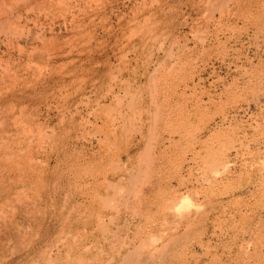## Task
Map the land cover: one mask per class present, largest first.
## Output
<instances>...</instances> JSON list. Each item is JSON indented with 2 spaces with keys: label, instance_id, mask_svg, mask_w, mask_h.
<instances>
[{
  "label": "rangeland",
  "instance_id": "rangeland-1",
  "mask_svg": "<svg viewBox=\"0 0 264 264\" xmlns=\"http://www.w3.org/2000/svg\"><path fill=\"white\" fill-rule=\"evenodd\" d=\"M25 1L6 0L28 37L0 32V264H119L125 238L153 264L181 228L161 205L184 185L207 218L167 264H264V0L210 20L206 0ZM224 145L227 174L205 189ZM128 172L121 190L103 182Z\"/></svg>",
  "mask_w": 264,
  "mask_h": 264
},
{
  "label": "bare ground",
  "instance_id": "bare-ground-1",
  "mask_svg": "<svg viewBox=\"0 0 264 264\" xmlns=\"http://www.w3.org/2000/svg\"><path fill=\"white\" fill-rule=\"evenodd\" d=\"M17 1H21V0H17ZM25 1V0H24ZM28 1V0H27ZM30 2H31V4H30V6L32 5V2L34 3V1H32V0H29ZM28 1V2H29ZM201 1V0H200ZM202 1H204V0H202ZM235 2H236V5L235 6H233V7H231V8H228L229 6H228V2H230V0H225V1H223V0H206V2L204 1V3H206V4H204L205 6H208V5H211V6H209V7H211V8H206L205 10H203V14H204V18H207L208 20H210L211 18H212V14H213V11H217V12H219L220 14H218V15H220V16H217V17H220V18H222L223 16H224V14H223V12H224V10H226V13L227 14H231V15H234L235 13H234V10H236L237 9V7H240V0H234ZM26 2V1H25ZM28 2H26V4H29ZM148 2V1H147ZM150 2V1H149ZM232 2V1H231ZM62 3V2H61ZM151 3H153L152 1H151ZM203 3V2H202ZM154 5V4H153ZM202 5V4H201ZM261 5V4H260ZM263 6H264V2H263V4H262ZM23 6L25 7V5H24V3H23ZM29 6V5H28ZM27 5H26V8L25 9H22V5L20 6V8L24 11V10H28L29 8H27L28 7ZM29 6V7H30ZM64 6V5H63ZM18 7V6H17ZM154 7V6H153ZM152 7V8H153ZM204 7V6H203ZM216 7V8H215ZM14 7H11L7 2H6V0H0V32L1 33H3V34H6V36L8 37V33H10L11 35L12 34H15L16 36H21L22 35V37H23V35L25 36V34H26V36L28 37V35H27V32L26 31H24L23 30V28L22 27H18V26H20L19 25V20L21 19L22 20V15L18 12V10H16V9H13ZM19 8V7H18ZM158 9H159V7H157ZM162 8V7H161ZM166 8V7H165ZM153 9H155V8H153ZM20 10V9H19ZM21 10V11H22ZM26 10V11H27ZM157 10V9H156ZM156 10H154V12H157ZM153 12V13H154ZM236 12V11H235ZM159 13H160V11H159ZM158 13V14H159ZM26 14V13H25ZM155 14V13H154ZM153 14V15H154ZM142 15V14H141ZM156 16V15H155ZM252 16V15H251ZM16 18L15 19V23L13 22V18ZM144 17H146V16H144ZM144 17H142V19H144V20H146L147 22H140L141 23V25H143L144 27H148V26H150V24L148 23L149 21L147 20V18H144ZM244 17H245V15H244ZM153 18V17H152ZM158 18V17H157ZM71 19V18H70ZM218 19V18H217ZM228 23V22H227ZM29 24V23H28ZM16 25V26H15ZM35 25V24H34ZM148 25V26H147ZM140 27V26H139ZM39 28V27H38ZM141 30H142V28H141ZM140 30V31H141ZM26 32V33H25ZM25 33V34H24ZM36 34H38V33H36ZM135 34V33H134ZM10 35V36H11ZM5 36V35H4ZM10 36H9V38H10ZM39 36V35H38ZM145 36H149V33H148V35L147 34H145L144 35V38H145ZM204 36V35H203ZM142 37V36H141ZM4 38H6V37H4ZM9 38H6V40L7 39H9ZM24 38H26V37H24ZM40 40V39H39ZM132 41V40H131ZM9 43V42H8ZM18 43V42H17ZM133 43V42H132ZM155 47V46H154ZM162 49V48H161ZM170 49V48H169ZM169 51V50H168ZM170 52V51H169ZM169 52H166V53H169ZM175 59V58H174ZM178 60V59H177ZM1 61V60H0ZM158 61H160V60H158ZM173 63V62H172ZM258 63V62H257ZM155 64V63H154ZM157 64V63H156ZM170 64V63H169ZM163 65V64H162ZM161 65V67H163ZM173 65V64H172ZM158 66V65H157ZM154 68V67H153ZM169 68H171L170 66H169ZM42 69H43V67H39L38 68V70H39V73L41 74L42 73ZM158 69H159V67H158ZM167 70H168V68H166ZM148 70H149V68H148ZM165 70V69H164ZM152 71V70H151ZM160 71H161V69H160ZM160 71H158V73L160 72ZM108 73V72H107ZM164 73V72H163ZM154 74V73H153ZM166 74H164V76H165ZM156 76H158V75H156ZM163 76V77H164ZM160 77H162V76H160ZM167 77V76H166ZM165 77V78H166ZM150 78V77H149ZM159 78V77H158ZM152 80H154V79H152ZM151 81V80H150ZM155 81V80H154ZM154 81H152V82H154ZM159 81V80H158ZM253 81V80H252ZM258 81V80H257ZM151 82V83H152ZM158 82H156L155 84H157ZM162 83V82H161ZM154 84V83H153ZM152 84V85H153ZM159 84V83H158ZM157 84V85H158ZM148 85H150V84H148ZM153 86H155V85H153ZM152 88V87H151ZM154 89H155V87H154ZM156 90V89H155ZM129 91V90H128ZM157 91V90H156ZM153 92V91H152ZM155 92V91H154ZM156 93V92H155ZM158 93V92H157ZM156 93V94H157ZM158 95V94H157ZM155 97H157L156 95H155ZM154 97V98H155ZM150 98V97H149ZM118 99H119V97H118ZM152 99V98H151ZM223 99V98H222ZM129 100V99H128ZM152 100H154V99H152ZM155 100H156V98H155ZM115 101H117V96H116V100ZM127 101V100H126ZM125 101V102H126ZM157 101V100H156ZM120 102L121 101H119V104H120ZM152 102V101H151ZM132 103V102H131ZM152 103H154V102H152ZM152 103H150V104H152ZM157 103V102H156ZM159 103V102H158ZM130 105V104H129ZM127 106V108H131L130 106ZM157 105H159V104H157ZM151 107V106H150ZM116 109V108H115ZM156 109V108H155ZM125 110V109H124ZM156 110H158V109H156ZM156 110H155V112H156ZM148 111V110H147ZM15 113H18L19 114V112H15ZM152 113V112H151ZM119 115V114H118ZM157 115V114H156ZM14 116V115H13ZM18 116V115H17ZM151 116V115H150ZM14 118V117H13ZM154 118V117H153ZM154 121V120H153ZM156 121V120H155ZM239 121V120H238ZM153 124V123H152ZM155 124V123H154ZM232 124V123H231ZM114 125V124H113ZM153 126V125H152ZM115 128V127H114ZM131 128V127H130ZM28 129V128H27ZM152 129H154V127L152 128ZM148 130V129H147ZM129 131V129L127 128V129H123V132H124V134H127V132ZM152 131V130H151ZM130 132V131H129ZM154 133V132H153ZM150 139V138H149ZM187 139V138H186ZM150 140H152V139H150ZM238 141V140H237ZM240 142V141H239ZM149 144V143H148ZM154 145H152V147H153ZM144 147V146H143ZM152 147H151V149H152ZM226 146L224 145V146H222V147H218V151L219 150H221V148L222 149H224ZM113 148V147H112ZM142 148V147H141ZM145 148V149H144ZM142 150L143 151H145V150H147L148 148H146V147H144ZM155 148V147H154ZM116 149V148H115ZM150 149V150H151ZM106 150H107V148H106ZM111 150V149H110ZM170 150V149H169ZM226 150V149H225ZM149 151V150H148ZM215 151V149H214V151H211V152H208L207 154V159H209V158H211V163L209 164L210 165V170L211 171H213L214 173H217V171L219 172V176H220V170H218V169H220V168H224V170H222V172L224 171V173H225V171L227 170V168H228V164L230 163H228V160H227V158L225 157V160H224V157H220V158H218L221 154L223 155V154H225V152H224V150H222V151ZM217 152V153H216ZM140 153H142V152H140ZM147 153V152H146ZM112 154V153H111ZM148 154V153H147ZM114 155V154H113ZM141 155V154H140ZM150 155H151V151H150ZM153 155H154V153H153ZM149 156V155H148ZM217 156V157H216ZM224 156V155H223ZM131 157V156H130ZM138 158V157H137ZM161 158H162V156H161ZM135 159V158H134ZM151 158H149V160H150ZM159 159V158H158ZM117 160V159H116ZM230 161V160H229ZM153 162V161H152ZM169 162V161H168ZM111 163V162H110ZM144 163V162H143ZM148 163V162H147ZM146 163V164H147ZM170 163V162H169ZM149 164V163H148ZM147 164V165H148ZM157 164H159V160L157 161ZM115 165V164H114ZM141 165V164H140ZM253 165V164H252ZM251 165V166H252ZM107 166V165H106ZM113 166V165H112ZM135 166H137L136 164H135ZM144 166V165H143ZM150 166V164L148 165V167ZM26 167V166H25ZM116 167V166H115ZM119 167H121V166H118V168ZM138 167V166H137ZM151 167L152 166H150L148 169L151 171L152 169H151ZM159 167V166H158ZM164 167H165V165H164ZM113 168V167H112ZM141 167H138V169H140ZM146 168V167H145ZM206 168V167H205ZM251 168H253V167H251ZM129 169H132V167H130ZM136 169V168H135ZM142 169H144V168H142ZM154 169V168H153ZM158 169H160V168H158ZM165 169V168H164ZM230 169H231V167H230ZM134 170V169H133ZM145 170H147V169H145ZM202 170H203V168H202ZM206 170V169H205ZM139 171V170H138ZM256 171V170H255ZM158 172H159V170L158 171H156V173H157V175H158V178L156 179V177H155V180H153L156 184H157V186H159V188H161L160 186H162V184L163 183H165V184H172V183H170V181L169 180H167V179H164V176L162 177V179H161V177L159 176V174H158ZM161 172V171H160ZM159 172V173H160ZM136 173V172H135ZM138 173V172H137ZM213 173V174H214ZM252 173H253V171H252ZM161 174V173H160ZM212 174V173H211ZM225 174H227V173H225ZM243 174V173H242ZM139 175V174H138ZM138 175H135V174H133L132 172L131 173H129L128 172V176L127 177H125V176H122V175H120V176H118V179L116 180V181H113V180H110L109 178H108V176H106V175H104V178H103V182H105V183H108V186L114 191V190H117V189H120V188H122V187H126L127 186V184L128 183H130L131 181H133V178L134 177H136V176H138ZM157 175H155V176H157ZM201 175V174H200ZM216 176L218 175V173L217 174H215ZM144 176V175H143ZM151 176V175H150ZM150 176H149V178H150ZM169 176V175H168ZM215 176V177H216ZM219 176H217L216 178H214V180L212 181L211 179H208V177L209 176H205L203 173H202V175H201V180L202 181H204L205 183H208L204 188L205 189H210L213 185H214V183H215V186H217L218 185V183L219 182H221L222 180H220L218 177ZM228 175H226L225 176V178L227 179V180H229L228 178L229 177H227ZM252 176V175H251ZM250 176V179L252 178ZM29 177V176H28ZM139 177V176H138ZM222 177V176H221ZM254 177V176H253ZM260 177H263L261 174H259V178ZM167 178V177H166ZM236 178V177H235ZM101 179V178H100ZM125 179L127 180L126 181V183H124L125 182ZM219 179V180H218ZM136 180V179H135ZM164 180H166L167 182H164ZM177 180V179H176ZM252 180V179H251ZM15 181V180H14ZM137 181V180H136ZM135 181V182H136ZM172 182V181H171ZM178 182H180V184H182L183 182H184V180H183V182H182V179H179L178 180ZM199 182V181H198ZM204 182H202L203 184H204ZM223 182V181H222ZM231 182V181H230ZM251 182H254V180H252ZM47 183V182H46ZM95 183V182H94ZM132 183V182H131ZM134 183V182H133ZM242 183V182H241ZM1 184V183H0ZM221 184V183H220ZM153 185H155V184H151L150 185V187H151V190H152V188H153ZM164 185V184H163ZM223 185V184H222ZM48 186V185H47ZM129 186V185H128ZM156 186V187H157ZM219 187V186H218ZM23 188V187H22ZM131 188V187H130ZM136 188H137V186H136ZM184 188L185 189H182V188H178L179 190H173V194L171 193V195L169 196V195H167L166 194V196H165V198H164V203H162V207H161V212L162 211H164V214L166 215V213L168 214V212H170V214H172V217H175V220H176V222H177V224L179 223L180 225H181V228L179 229V230H177L175 233H173V234H171V236H169L170 237V240H166V242L164 243V242H162V243H164L163 244V246L161 247V246H159V247H161V248H159L158 249V251H155V252H153V254L151 255V257H152V260H153V264H167V258H169V257H171V255L174 253V251H178L176 248H178L179 246H180V243L181 242H184V237L187 235V234H194L195 233V230L197 229V228H199L202 224H204L205 223V221H206V213L205 214H203V213H199L198 211H197V206L198 205H196V204H200V202L199 203H197V202H195V198H194V196H196V193H201L202 192V190L201 191H199V189L200 188H194V187H192L191 189H189L188 188V186L187 185H184ZM216 188V187H215ZM172 189V188H171ZM11 190V189H10ZM121 190V189H120ZM222 191V190H221ZM4 192H8V189H3V191H2V193H4ZM133 192V191H132ZM139 192H140V190H139ZM1 193V194H2ZM10 193V192H9ZM193 193H194V196H193ZM138 194V193H137ZM24 195V194H23ZM134 196V195H133ZM158 196V195H157ZM227 196V195H226ZM103 197V196H102ZM102 197H100V198H102ZM107 197V196H106ZM114 197V196H113ZM116 197V196H115ZM115 197L112 199V196H110V197H108V202H112V203H114V200H115ZM140 197V198H139ZM142 195H139L138 196V200H139V204H144L145 203V200H144V198H143V200H142ZM264 197V196H263ZM2 198V197H1ZM0 198V199H1ZM4 198V197H3ZM50 198V197H49ZM119 198V197H118ZM149 198V197H148ZM250 198V197H249ZM104 199V198H103ZM112 199V200H111ZM150 199V198H149ZM257 200H258V198H256ZM17 200L19 201L20 199L19 198H17ZM117 200V199H116ZM115 200V201H116ZM106 201V200H105ZM134 201V200H133ZM240 201V200H239ZM204 202V201H203ZM260 202V201H259ZM107 203V202H106ZM116 203V202H115ZM101 204V203H100ZM161 204V203H160ZM10 206V205H9ZM131 206H132V204H131ZM112 207V206H111ZM114 207V206H113ZM117 207V206H116ZM157 207H159V206H157ZM188 207L189 208H191V207H193V211H192V213L191 214H188L187 216H185V214H183L182 213V211H181V209L182 208H187L188 209ZM199 207V206H198ZM113 209V208H112ZM255 209V208H254ZM261 209V208H260ZM183 210V209H182ZM1 211V210H0ZM139 211V210H138ZM185 210H183V212H184ZM187 211V210H186ZM255 211V210H254ZM100 212V211H99ZM141 212V211H140ZM139 212V213H140ZM160 212V211H159ZM172 212V213H171ZM188 212H189V210H188ZM187 212V213H188ZM262 212H263V210H262ZM115 213V212H114ZM133 213H135L134 211H133ZM132 213V214H133ZM163 213V212H162ZM169 214V215H170ZM248 214V213H247ZM163 215V214H162ZM244 215V214H243ZM110 216V215H109ZM130 216V215H129ZM259 216V215H258ZM164 217V216H163ZM166 218V217H165ZM170 219V218H169ZM136 220V219H135ZM166 220V219H165ZM239 220V219H238ZM258 220V219H257ZM240 221V220H239ZM238 221V222H239ZM259 221H260V219H259ZM95 222H96V224H95V226H96V228L98 229V228H100L101 229V231H104L103 230V218H102V214H100V213H97L96 214V219H95ZM154 222V221H153ZM163 222H164V220H163ZM160 223H162V222H160ZM253 223V222H252ZM254 223H257L256 221L254 222ZM261 223H263V222H261ZM85 224V223H84ZM165 224H167V223H165ZM245 224V223H244ZM247 224V223H246ZM140 225V224H139ZM236 225V224H235ZM240 225V224H239ZM256 225V224H255ZM94 226V227H95ZM161 226V225H160ZM164 226V225H163ZM168 226V225H167ZM247 226V225H246ZM250 226V225H249ZM84 227L85 228H87V225L85 224L84 225ZM168 227H170V226H168ZM171 227H173V226H171ZM227 227V226H226ZM245 227V226H244ZM106 228V227H105ZM146 228V227H145ZM114 229V228H113ZM171 229V228H170ZM86 232H87V229H84ZM93 230H95V229H93ZM130 230V229H129ZM167 230V229H166ZM238 230V229H237ZM252 230V229H251ZM161 230H159V232H160ZM163 231V230H162ZM259 231V230H258ZM238 232V231H237ZM104 233H105V231H104ZM110 233V232H109ZM171 233V232H170ZM246 233V232H245ZM255 233V232H254ZM264 233V232H263ZM77 234V233H76ZM101 234V233H100ZM163 234V233H162ZM169 234V233H168ZM85 235V234H84ZM128 235V234H127ZM130 235V234H129ZM134 235V234H133ZM155 235H157V234H155ZM166 235V234H165ZM77 236V235H76ZM81 236H82V234H81ZM126 236V235H125ZM161 236V235H160ZM167 236V235H166ZM133 237V236H132ZM150 237V236H149ZM159 237V236H158ZM168 237V236H167ZM222 237V236H221ZM105 238V237H104ZM123 238H124V236H123ZM148 238V237H147ZM254 238V237H253ZM256 238H258V237H255L254 239H256ZM106 239V238H105ZM133 239V238H132ZM165 239H168V238H165ZM72 240H74V241H76L75 242V245H76V248H79V246H80V244H81V242H79V239H75L74 238V236L72 237ZM128 240H130V239H128ZM128 240H126V238L124 239V240H122V246L125 248V254L122 256V258L120 259V261H119V264H133V251L134 250H136L137 248H140L141 246H142V241L140 242L139 241V243H138V245L136 244H133L134 242H132V240H130V241H128ZM150 240H152L151 238L149 239V242H151ZM192 240V239H191ZM79 242V243H78ZM152 243V242H151ZM255 243V242H254ZM135 245V246H134ZM148 245H150V244H148ZM132 246H134L133 248H132ZM182 246V245H181ZM250 246V245H249ZM249 246H248V248H249ZM142 248V247H141ZM157 248V247H156ZM245 248V247H244ZM62 250V249H61ZM116 250V249H115ZM142 250V249H141ZM153 250V249H152ZM156 250V249H155ZM173 250V251H172ZM246 250H247V248H246ZM249 250H250V248H249ZM67 251V250H66ZM119 251V250H118ZM170 251H172V252H170ZM100 252V251H99ZM104 252V251H103ZM115 252H117V251H115ZM133 252V253H132ZM144 252V251H143ZM142 252V253H143ZM170 252V253H169ZM245 252V251H244ZM101 253V252H100ZM172 253V254H171ZM106 254V253H105ZM115 254H117V253H115ZM118 255V254H117ZM137 255V254H136ZM169 255V256H168ZM183 259V258H182ZM50 261V260H49ZM112 260H110V262H111ZM145 261V260H144ZM146 262V261H145ZM47 263H49V262H47ZM113 263V262H112ZM152 264V263H151Z\"/></svg>",
  "mask_w": 264,
  "mask_h": 264
}]
</instances>
